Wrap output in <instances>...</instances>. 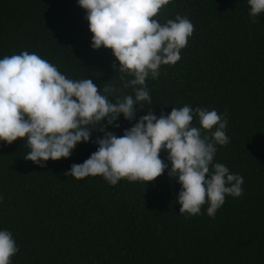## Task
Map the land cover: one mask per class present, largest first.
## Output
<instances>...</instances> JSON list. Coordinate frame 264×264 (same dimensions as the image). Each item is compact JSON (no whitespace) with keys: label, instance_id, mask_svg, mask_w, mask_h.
Instances as JSON below:
<instances>
[{"label":"trees","instance_id":"obj_1","mask_svg":"<svg viewBox=\"0 0 264 264\" xmlns=\"http://www.w3.org/2000/svg\"><path fill=\"white\" fill-rule=\"evenodd\" d=\"M247 13L246 0H171L161 22L186 16L193 34L180 60L146 81L152 105L135 106L137 117L185 104L225 114L229 143L217 146L213 162L243 177V195L226 196L214 219L207 205L189 217L179 214L180 185L167 169L145 188L66 176L96 151L98 131L43 167L23 159L21 139L0 142V229L19 248L12 264H264V15L253 22ZM85 15L77 0H0V58L34 52L66 78L119 88L118 61L90 47ZM117 123L108 131L120 136L135 120Z\"/></svg>","mask_w":264,"mask_h":264},{"label":"clouds","instance_id":"obj_2","mask_svg":"<svg viewBox=\"0 0 264 264\" xmlns=\"http://www.w3.org/2000/svg\"><path fill=\"white\" fill-rule=\"evenodd\" d=\"M171 0H77L85 10L93 50L110 49L119 73L120 87L107 84L98 91L91 79L66 78L57 67L36 53L22 51L0 58V142L18 138L29 149L23 157L33 164L69 158L77 144L94 143L96 151L66 176L79 180L101 176L115 186L155 180L167 175L180 185L179 214L193 216L206 207L212 219L226 196L243 195V177L214 163L217 146L229 143L228 121L215 109L185 104L159 116L148 108L137 117V108L152 105L146 84L155 80L163 65H174L194 31L192 22L179 14L161 22L160 10ZM248 16L264 15V0H246ZM155 17V19H153ZM131 89V94H122ZM113 100H109V96ZM135 123L117 136L120 117ZM195 121V122H194ZM106 122V124L104 123ZM163 151L168 163L160 158ZM170 165V166H169ZM19 248L8 229H0V264H12Z\"/></svg>","mask_w":264,"mask_h":264}]
</instances>
